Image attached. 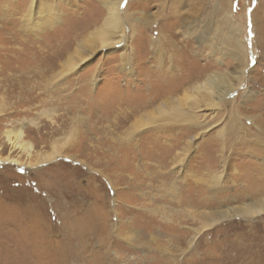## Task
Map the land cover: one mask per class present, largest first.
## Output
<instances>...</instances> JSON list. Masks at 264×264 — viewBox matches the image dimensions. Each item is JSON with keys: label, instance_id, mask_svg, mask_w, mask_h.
Returning <instances> with one entry per match:
<instances>
[{"label": "rangeland", "instance_id": "rangeland-1", "mask_svg": "<svg viewBox=\"0 0 264 264\" xmlns=\"http://www.w3.org/2000/svg\"><path fill=\"white\" fill-rule=\"evenodd\" d=\"M47 1H58L61 22L36 34L22 23L26 0H0V264H264V214L191 243L211 213L264 198V0H124L123 11L129 3L128 13L156 19L138 23L148 27L135 42L142 62L123 72L118 46L60 80L53 70L103 4ZM157 37L175 65V49L188 53L184 78L216 71L236 90L214 114L199 110V125L159 123L125 138L127 111L150 87L158 99L173 94L179 79L151 73L146 49ZM25 220L45 238L27 235Z\"/></svg>", "mask_w": 264, "mask_h": 264}, {"label": "bare ground", "instance_id": "bare-ground-1", "mask_svg": "<svg viewBox=\"0 0 264 264\" xmlns=\"http://www.w3.org/2000/svg\"><path fill=\"white\" fill-rule=\"evenodd\" d=\"M123 1L124 0H101V3L103 4V9L100 11L101 14L98 16L93 15L89 18L90 22L83 26L81 31L83 32L82 38L78 39L76 41L75 47L69 50L66 58L61 63V67L58 70H53L52 73L55 80L63 79L69 73L86 67L87 64H89V62L92 60V57L96 51H102L103 54H108L110 52H115V48L118 46L121 47V69L125 73L134 70L135 62L139 61L138 56L140 55V52L143 56V51L138 53L139 50L136 48L141 46L140 44L142 42L140 44L138 43L139 45L136 47L135 45L137 43L135 44V42L139 39L141 40L143 37L142 34H145V31L148 29L146 25L150 26L154 20L156 21V19L154 16V19L150 17L145 19L143 17V12L128 13L130 7L129 3L126 9L123 11ZM227 3H229V0L225 2L224 6H228ZM25 5L27 9L23 14L22 21L23 25L25 26V31H31L33 33L36 32V34H40L48 29H52L61 22V13L59 10L60 8L58 1L51 2L47 0H26ZM167 10L168 9L165 7L163 11L167 14ZM227 20L229 22L231 21V19L228 17ZM139 22H141L140 24H142V22L146 24V27L139 28ZM159 30H161V28ZM163 38L165 39V37ZM161 40L162 39L159 37H157L156 41L152 40L151 38V48L146 49V46L144 48L147 50L146 55H151L148 60V62L151 63V73H154L160 78H179L177 83L175 82L176 84L173 86L167 82V90L174 93L169 94L168 96H161V98L158 99L156 96L160 92L156 94L154 92L155 88L151 89L150 87V92L148 93L147 97H145L144 101L139 102L138 105L134 106L132 110L129 109L126 115L120 119L121 122L130 121L131 123L125 132V138H131V136H134V134L138 131L159 123L180 126L181 124H191L194 122L199 125L197 122V119L199 118V110H211V112L214 114L218 105H220L233 91L236 90V86L226 75L217 73L216 71L207 74L203 79H201V73H198L197 71L191 73L190 78H184V70L187 65L184 63L185 61L183 62V59H185L184 57L188 55V53L185 52L181 47L175 49V58L177 57L176 60L179 64L175 65L173 56L174 54L168 58L166 53L162 52L163 50L161 49V45L163 42ZM146 42H148V40L143 44L146 45ZM168 45L172 46L173 44L168 43ZM239 48H242V44H239ZM139 49L144 50L141 48ZM239 54L240 53L238 52V56ZM192 59H194V57ZM144 61H146V59ZM238 78L242 81V77ZM51 81L52 80H50V82ZM22 134V131H19L16 134V140H12V134L10 131L8 132V138L16 148L22 147L24 150L31 152L32 146L23 142ZM187 148L188 147H185V150ZM54 156L55 153L41 156L40 161L45 162L51 160L54 158ZM9 161L16 164L18 162L17 159L13 158H10ZM262 214H264V198L249 204H245L242 207L234 206L226 210H220L211 213L208 216L209 220L196 230L195 235L191 239V243L205 228H210L232 218L242 217L245 219H250L251 217ZM26 223V226H31L34 229L33 232H27V235L29 234L36 241H38L40 238H45L46 233L41 232L39 224L32 222L31 224L27 221Z\"/></svg>", "mask_w": 264, "mask_h": 264}]
</instances>
